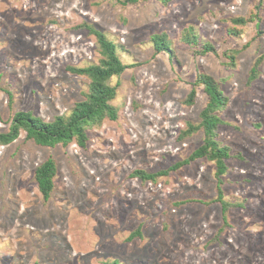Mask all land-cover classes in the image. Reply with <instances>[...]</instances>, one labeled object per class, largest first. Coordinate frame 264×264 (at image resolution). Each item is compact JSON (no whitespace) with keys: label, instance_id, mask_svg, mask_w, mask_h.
Instances as JSON below:
<instances>
[{"label":"rangeland","instance_id":"1","mask_svg":"<svg viewBox=\"0 0 264 264\" xmlns=\"http://www.w3.org/2000/svg\"><path fill=\"white\" fill-rule=\"evenodd\" d=\"M86 25L128 66L107 81L116 118L86 126L84 147L40 146L23 131L0 145V264H264V58L248 82L264 57V0H0V133L15 112L51 121L85 98L88 77L69 68L102 59ZM161 33L170 57L154 51ZM231 50L232 60L222 55ZM198 71L226 100L216 129L229 152L223 214L204 157L154 182L130 175L166 170L201 145L200 129L187 132L207 99L197 86L189 103ZM48 157L56 174L45 201L34 169Z\"/></svg>","mask_w":264,"mask_h":264},{"label":"trees","instance_id":"2","mask_svg":"<svg viewBox=\"0 0 264 264\" xmlns=\"http://www.w3.org/2000/svg\"><path fill=\"white\" fill-rule=\"evenodd\" d=\"M120 5L135 4L139 1L145 0H116ZM249 18L238 17L232 19L234 25H245ZM87 32L93 36L95 43L98 47L101 61L98 65L90 64L85 67L69 68V71L88 77L89 91L83 100L76 102L67 117L55 116L51 121H43L38 117L33 116L30 112H15L10 120V125L6 132L0 133V145H7L15 140L19 131L25 133L27 139L32 140L35 144L40 146L52 147L57 143L67 144L75 141L79 147H84L86 141L85 127L100 121L102 118L109 119L116 118V112L109 102L116 94L117 85L110 86L107 81L112 76L120 75L127 65L121 63L117 57L114 44L107 39L106 35L99 29L86 25ZM231 32V29L228 30ZM165 35L153 34L151 41L153 43L154 51H164L171 56V51L165 43ZM189 45L196 44L194 36L189 35L186 38ZM246 46V45H245ZM213 51V47L209 44H202L201 53ZM237 51H228L222 55L229 60H232ZM263 55L256 58L253 67L248 73V82L253 81L257 76V67L259 66ZM200 86L204 96L207 98L205 106L200 112V122L197 125H188L187 132H194L201 130L203 134L202 143L183 161L177 162L170 168L159 171L157 173H147L144 170H134L131 172V177L137 178L142 182H154L155 178L160 175L167 174L168 170L177 169L182 164L197 158H206L214 163L215 178L217 181V195L216 202L220 204L221 213L223 214L227 207L230 205L222 198L220 188L221 176L226 171L225 160L229 158L228 148L220 145L217 140L216 129L220 125L221 119L219 112L225 108L226 100L222 91L218 87L216 81L210 76L202 72H197L195 80L190 89L189 103L192 102V95H194V87ZM8 94V93H7ZM11 96L8 94V101L10 102ZM56 174V167L54 161L48 157L34 169V181L38 192L41 194L43 200L50 197L53 189V178ZM223 219V217H222ZM224 220V219H223ZM140 234L139 230L133 235ZM116 264V262H113Z\"/></svg>","mask_w":264,"mask_h":264}]
</instances>
